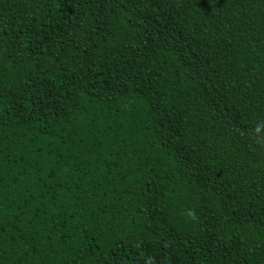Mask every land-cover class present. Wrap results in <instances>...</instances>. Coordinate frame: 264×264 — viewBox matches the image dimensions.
Listing matches in <instances>:
<instances>
[{
    "label": "trees",
    "instance_id": "1",
    "mask_svg": "<svg viewBox=\"0 0 264 264\" xmlns=\"http://www.w3.org/2000/svg\"><path fill=\"white\" fill-rule=\"evenodd\" d=\"M0 264H264V0H0Z\"/></svg>",
    "mask_w": 264,
    "mask_h": 264
}]
</instances>
